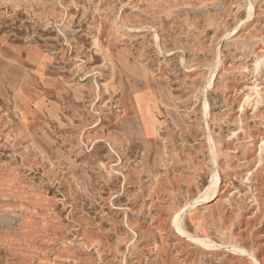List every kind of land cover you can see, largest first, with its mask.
I'll use <instances>...</instances> for the list:
<instances>
[{
  "label": "rangeland",
  "instance_id": "374dc122",
  "mask_svg": "<svg viewBox=\"0 0 264 264\" xmlns=\"http://www.w3.org/2000/svg\"><path fill=\"white\" fill-rule=\"evenodd\" d=\"M246 252L264 264V0H0V264Z\"/></svg>",
  "mask_w": 264,
  "mask_h": 264
},
{
  "label": "bare ground",
  "instance_id": "6f19581e",
  "mask_svg": "<svg viewBox=\"0 0 264 264\" xmlns=\"http://www.w3.org/2000/svg\"><path fill=\"white\" fill-rule=\"evenodd\" d=\"M207 104V103H206ZM106 117V116H105ZM206 122V121H205ZM208 123V122H207ZM209 141V140H208ZM212 148V147H211ZM215 153V152H214ZM213 155H215V154H213ZM217 160V159H216ZM215 171V170H214ZM219 172V171H218ZM216 173V174H215ZM215 173H213V174H215V176H214V186L213 187H215V188H218V184H219V175H218V173H217V171L215 172ZM238 174V173H237ZM213 183V182H212ZM211 183V184H212ZM216 191V190H215ZM227 191V190H226ZM205 199H207V196H204L203 198H200V199H198L197 201H195V203L197 204L198 202H200V201H203V200H205ZM194 203V202H193ZM185 206V205H184ZM188 208V207H187ZM185 209H186V207H185ZM131 211V210H130ZM230 211V210H229ZM183 214H185L184 213V211H183V209L181 210V211H179L178 213H177V215H176V217H175V225H176V227H177V229L181 232V233H183L184 234V232L182 231V229L180 228V225H179V223H180V219H181V217H182V215ZM174 221V220H173ZM189 238H191L190 236H188ZM193 240H195V241H197V242H199V243H202L205 247H210V248H213V247H220V246H218V245H216V244H213L212 242H211V240L210 239H208V238H192ZM185 240V239H184ZM148 245V244H147ZM226 248V247H225ZM228 248V247H227ZM231 249H233V250H235V251H237V248H235V247H230ZM176 252V251H175ZM245 252V251H244ZM246 253H248V252H246ZM248 255L250 256V258H252V260H254L255 261V264H262L260 261H259V259L254 255V254H252V253H248ZM184 263V262H183Z\"/></svg>",
  "mask_w": 264,
  "mask_h": 264
}]
</instances>
